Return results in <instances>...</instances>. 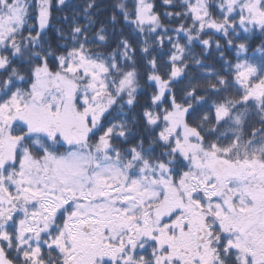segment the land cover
I'll return each instance as SVG.
<instances>
[{
    "label": "snow or ice",
    "instance_id": "obj_1",
    "mask_svg": "<svg viewBox=\"0 0 264 264\" xmlns=\"http://www.w3.org/2000/svg\"><path fill=\"white\" fill-rule=\"evenodd\" d=\"M0 264H264V0H0Z\"/></svg>",
    "mask_w": 264,
    "mask_h": 264
}]
</instances>
